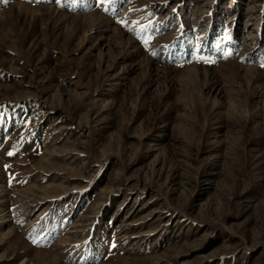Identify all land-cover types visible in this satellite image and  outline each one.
<instances>
[{
  "label": "rangeland",
  "instance_id": "obj_1",
  "mask_svg": "<svg viewBox=\"0 0 264 264\" xmlns=\"http://www.w3.org/2000/svg\"><path fill=\"white\" fill-rule=\"evenodd\" d=\"M0 264H264V0H0Z\"/></svg>",
  "mask_w": 264,
  "mask_h": 264
},
{
  "label": "snow or ice",
  "instance_id": "obj_2",
  "mask_svg": "<svg viewBox=\"0 0 264 264\" xmlns=\"http://www.w3.org/2000/svg\"><path fill=\"white\" fill-rule=\"evenodd\" d=\"M9 155H11V153H9Z\"/></svg>",
  "mask_w": 264,
  "mask_h": 264
}]
</instances>
